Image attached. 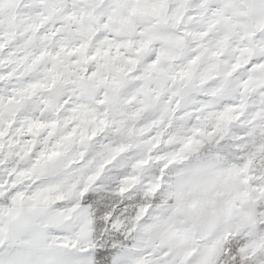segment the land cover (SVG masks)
I'll return each instance as SVG.
<instances>
[{"label": "snow or ice", "instance_id": "snow-or-ice-1", "mask_svg": "<svg viewBox=\"0 0 264 264\" xmlns=\"http://www.w3.org/2000/svg\"><path fill=\"white\" fill-rule=\"evenodd\" d=\"M0 264H264V0H0Z\"/></svg>", "mask_w": 264, "mask_h": 264}]
</instances>
